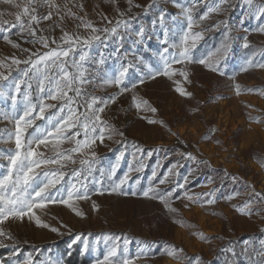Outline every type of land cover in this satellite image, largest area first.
I'll return each mask as SVG.
<instances>
[{
    "label": "rangeland",
    "instance_id": "374dc122",
    "mask_svg": "<svg viewBox=\"0 0 264 264\" xmlns=\"http://www.w3.org/2000/svg\"><path fill=\"white\" fill-rule=\"evenodd\" d=\"M54 2L59 5V9L49 8L46 4L37 7L38 17L45 16L46 10L52 12L47 30L39 27L40 23L34 25L37 39L48 35V29L52 27L58 32H64L70 26L73 29L82 28V22H90L98 28L111 27L112 25H108L107 21L102 19L104 16L112 20L113 24L118 19L135 16L136 18L131 20L133 30L141 25L151 30L148 25L150 12L144 11L150 4L149 0H132L130 12L128 0H54ZM137 4L140 7H135ZM80 5H83L82 10ZM14 9L8 4L0 3V11L6 13L4 19L12 22H15V19L7 13L15 12ZM68 9L75 13V17L68 14ZM119 12L126 15L121 17ZM224 14L223 20L228 18L229 13ZM216 19V16L211 18V25L216 23ZM228 25L230 32L223 26L219 30L205 31L204 39L193 51V57L200 59L220 47L225 41L226 34L230 36L232 51L227 61L222 64L225 72L223 76L199 63L173 65L174 69L187 71V80L179 74L171 78L161 75L152 79L145 75L147 69L139 64L136 68L130 69L131 74L125 81L130 91L122 94L119 90L113 91L112 95L105 99L115 96L116 100L109 103L105 109L108 112L107 123L130 139L126 141L128 147L132 143L131 140L136 141L137 145L142 147V154L139 151L131 156L124 154L112 178H109L107 172L115 164L120 153H115L117 151L115 150L104 157L97 156L98 163L91 175L83 173L88 176L84 182L87 183L90 198L74 203V207L84 214L83 217L77 216L71 208L56 203L42 209H34L42 223L48 224L49 228L37 226L34 219L27 217L23 221L10 219L5 222L3 227L15 237L13 241L5 243L10 246L15 244L20 249L19 259L32 253L34 264L49 258L63 261L61 252L56 248L58 241L65 242L66 250L76 245L80 253L88 257L89 261L86 264H95V261L102 259L113 245L118 246L117 254L122 258L127 256L131 264H196L197 258L201 264H257L264 259L255 255L262 247L260 241L264 240V201H261V197L264 196V69L249 67L248 71H241L249 58H253L257 63L264 62V33L257 30L258 25L240 28L242 30L233 29L230 23ZM13 29L19 32L18 28ZM23 34L16 42L21 47L13 48L2 37L9 35L15 39L16 35L7 31L0 32V61L5 62V67L0 68V72L7 75L10 71L9 79L0 81V84L20 79L21 69L27 67L21 64L9 68L10 57L15 56L24 60L31 53L44 51L41 44L27 42L34 39L31 37L27 40L29 37L27 30ZM121 34L125 35L123 41L118 42L115 37H109L104 43H93L91 56L83 62V66L88 70V78L93 82L84 85L82 88L84 95L77 98L79 112L85 111V101L91 96L98 97L93 93V89L98 85L102 71L119 68L122 63H136L135 57L139 47L133 43L135 36L125 34L123 30ZM100 35L103 37V33ZM245 35L249 40V48H244L243 39H238ZM22 49L29 51L24 52ZM101 55L105 63L97 65L95 61L99 60ZM156 63L153 61L154 68L162 67ZM142 68L145 73L141 71ZM141 78H144V82L140 85L138 81ZM132 83H137L135 89H131ZM237 84L240 86L239 94L235 87ZM175 86H181L186 92L192 93V96H184L178 105L167 107L165 100ZM133 96L147 100L157 111L153 113L143 106L137 109L132 100ZM59 104L60 102L56 104L57 108ZM2 109L6 112H2ZM10 111L12 109L9 105H0V113L9 114ZM54 111L56 109L48 110ZM6 120L0 116V175L7 172V154L15 150L14 139L8 138L9 134L15 131V123L12 121L10 124ZM148 120H163L164 125L150 124ZM34 125L44 127L46 121L35 120ZM28 131L32 132L33 129L29 128ZM71 147H74V144L66 142L62 145L64 149ZM40 150L46 155H53L44 147ZM149 151L152 152L150 157L147 155ZM161 152H165V155L160 159ZM188 154H191L192 158H188ZM73 157L77 163H68L61 169L64 178L57 188H67L70 183H77L79 187V182L72 172L80 169L79 160L87 157L79 154H73ZM156 157H159L158 162ZM141 162L144 167L136 171ZM100 164L104 167L99 168ZM47 167L55 170L58 166ZM169 169H172L171 173ZM101 170L105 173L103 176ZM154 170L157 176L152 178ZM125 173H128L129 181L124 188L138 194L136 196L109 194L113 182L118 181ZM165 174L168 175L166 183L159 185V179ZM80 179L82 180L83 176ZM150 183L164 190L176 188L178 184L184 185L183 188H176L170 201L171 207L177 209L175 213L170 212L159 200L140 195ZM97 189H103L104 194H99ZM213 190L216 202L205 203L213 197L201 194ZM184 192L192 196L193 200L184 197ZM236 193L239 195H234ZM229 195H233L234 198L225 199ZM176 196L180 198L176 199ZM197 199L200 202L194 203L193 201ZM248 201H252L250 208L253 214L242 215L237 208ZM93 203L98 210H94ZM51 228H57L59 231L53 232ZM78 235L81 236V240L73 244ZM201 235L204 239L200 238ZM85 240L89 245L86 252L83 250ZM26 244L34 245V248L24 249L23 245ZM40 244L45 245L38 246ZM172 247L183 249L179 255L185 259L177 260L167 255ZM230 248L234 249L235 255L228 251ZM2 249L6 250L4 261L8 264L12 249L11 247Z\"/></svg>",
    "mask_w": 264,
    "mask_h": 264
},
{
    "label": "snow or ice",
    "instance_id": "6c2138e0",
    "mask_svg": "<svg viewBox=\"0 0 264 264\" xmlns=\"http://www.w3.org/2000/svg\"><path fill=\"white\" fill-rule=\"evenodd\" d=\"M176 7L181 9L180 15L186 20V27L183 25H176L173 23L170 26L169 17L166 10L163 8H157V0H151V3L145 7L144 11L147 13L153 8H157L156 18L152 21V30L155 32L157 26L162 34H157L158 42L163 45L162 49L156 53V56L162 62V67L154 68L148 63L143 56H136V63L129 62L128 64H121L118 70L112 74L105 72L101 77V83L104 85H114L119 89L120 94L130 91V88L125 83L126 78L129 76V71L132 68H136L137 64L143 65L146 69V76L155 79L157 76H167L169 78L179 74L187 80L188 73L185 70H177L172 65H183L185 63H199L204 65L207 69L213 72H217L220 75H225L222 64L228 59L229 53L232 51L231 37L226 34L225 41L216 48L214 51L209 52L206 56L195 59L193 57V50L196 49L199 41L204 39L203 32L210 31L212 29L219 30L223 26L228 32L231 31L226 20H220L210 27L204 28L201 31H193L194 26H199L202 22L209 19L210 14H220L226 12L229 7H232L231 0H213L212 3H205L206 11H204L197 20L194 16L195 5L200 3V0H191V4L186 6L179 4L176 0H172ZM0 3L8 4L10 7L19 9L16 12H8L7 15L15 17V22L4 19L5 12L0 11V32H10L13 28H18L20 33L27 30L29 36L34 39L27 41L28 43H39L44 48H49V39L44 36L36 38V28L34 25H38L41 19L50 20L52 18V12L47 15L38 17L37 7L41 5H47L49 8L59 9L54 0H0ZM246 5L252 6L254 0H244ZM129 12L131 11L132 0H128ZM140 7V5H135ZM82 10L83 5H80ZM68 14L75 17V13L68 9ZM121 17L126 13L119 12ZM257 19L264 17V5H259L251 13ZM78 18V17H77ZM136 17H130L129 19H118L113 24L112 20H109L107 16L102 17L106 20L111 27L97 28L90 22H82L85 29H90L91 35L80 36L77 34H70L64 32L61 36V41L67 47L57 46V48L49 49L43 53L34 52L24 60L18 59L15 56L10 57L11 65L18 66L21 64L27 67L21 69L22 76L20 79H14V93L10 96L12 111L9 114L0 113L4 119H12L15 121V131L9 134V140L14 139L15 150L7 154L8 160L7 172L0 175V248L11 247L12 251L8 258V264H34V258L32 253H28L23 259H19L21 252L20 249L12 244L11 246L5 241H13L15 237L12 236L10 231H6L3 227L5 222L10 219H19L23 221L25 217L34 219L37 226L49 228L48 224L42 223L39 216L36 215L34 209H42L49 204H62L73 210L77 216L83 217V213L74 207L75 201L86 200L90 198L88 186L86 181L87 175L83 173L87 172L91 175L95 165L98 163L97 155L95 151H88L92 149L97 140L103 144L105 136L111 139L113 135L123 136L122 132L109 125L102 119L101 114L104 113L105 107L109 103H114L116 97H110L108 100H102L96 96H91L89 100L85 101V111L79 112V105L77 98L82 97L84 92L82 88L86 84H90L93 81L88 78V70L83 66V62L88 59L89 51L94 42L104 43L109 37H115L117 41H123L125 35L121 34V30L125 34H133L135 39L134 44H143L148 30L141 25L138 29L133 30L131 27V20ZM172 22L177 21V17H171ZM259 32L264 33V25H260L257 29ZM103 33V37L100 35ZM179 36V40L173 39V37ZM5 41L12 45L13 48H20L21 46L11 40L9 35H3ZM151 38L150 36L148 37ZM243 39V47L249 48V40L247 35L238 37ZM52 43H56L53 38ZM24 52H28V49H22ZM77 51L80 52L79 60L75 59ZM118 51V49H117ZM72 57L69 60V57ZM97 65H103L105 60L103 55L100 59L95 61ZM5 67V62L0 61V68ZM249 67H259L264 69V62H254L253 58H249L246 61V66L241 68V71H248ZM74 69V70H70ZM137 70H139L137 68ZM9 74L0 72V81H7ZM36 81V88L40 97L38 103H33L31 89L33 87L31 81ZM144 78L139 79L138 83L142 84ZM22 86L27 91L22 92ZM137 83L131 84V89H135ZM237 94L240 92V86H236ZM176 91L182 96L191 97L192 93L186 92L184 89L177 87ZM248 91H256L254 89H248ZM72 93V95H70ZM5 93L0 90V96ZM45 100L60 102L57 108L56 104L45 103ZM132 100L137 109H141L143 106L151 112L155 113L156 108L151 107L147 100L137 99L136 96L132 97ZM23 104L22 114L17 112V104ZM76 105V107H73ZM99 105V106H98ZM50 109H56L54 112H48ZM48 113L47 115H45ZM40 119L46 121V126H35L34 121ZM257 122H259L257 120ZM150 124L159 123L164 125L163 120H148ZM32 128L33 131L29 132L28 129ZM75 129V131H72ZM81 130L83 131V139H78L81 136ZM74 144V147L64 149L62 145L65 143ZM219 143V141H217ZM49 145L51 147L49 148ZM43 146L53 155H46L44 151H41ZM73 154H83L87 158L79 160L80 169L73 170L72 175L77 178V183H70L67 188H57V185L63 180L64 172L61 171L68 163L76 164L77 160L74 159ZM149 157L152 152L147 154ZM124 152L116 158L115 164L108 170L107 175L109 178L115 176L119 167L120 160L123 158ZM188 158H192L191 154H188ZM57 165V169L52 170L47 166ZM144 167L141 162L136 171H140ZM132 171V169H129ZM169 173L172 169L168 170ZM105 173L101 170V176ZM83 176V179L80 178ZM157 176L156 171L152 172V178ZM168 179V175L160 178L159 185H164ZM129 181L128 173H125L118 181H114L109 194L119 193L121 195L136 196V191H127L124 185ZM100 183V181H96ZM138 183V181H137ZM187 183V178H185ZM183 184H178L176 188H183ZM176 188L172 189H158L157 187L149 184V187L142 191L140 195L149 199L159 200L170 212L175 213L177 209L171 207L170 201L173 199ZM97 192L101 195L104 194L103 189H97ZM184 197L192 201V196H189L187 192L183 193ZM213 197L205 201V203H215V190L210 193L201 194ZM234 195H239L236 193ZM259 195V194H257ZM179 199V196L175 197ZM233 195L225 197L227 200H232ZM261 201H264V196L261 197ZM199 203L197 199L193 201ZM252 201H248L242 207H238L242 215H252L250 204ZM187 206V205H186ZM94 210H98L95 203H93ZM247 210V211H246ZM67 227L66 225H63ZM53 232H58L59 229L51 228ZM201 239L204 237L201 235ZM81 240V236H77L73 240V244ZM261 249L255 252L258 257L264 258V240L260 241ZM88 243L84 241L83 250H88ZM71 248V245H69ZM183 249H176L172 247L167 252V255L177 259L183 260L184 257L179 255ZM235 255L234 249H228ZM247 253V249L244 250ZM118 246L113 245L105 254L102 259H97L95 264H131L130 259L127 256L123 258L117 254ZM71 255V252L68 253ZM251 259V257H250ZM0 264H6L4 260H0ZM38 264H63L61 259L53 260L51 258L40 261ZM196 264H201L200 259L197 258ZM257 264H264V259H261Z\"/></svg>",
    "mask_w": 264,
    "mask_h": 264
},
{
    "label": "crops",
    "instance_id": "0c3cea01",
    "mask_svg": "<svg viewBox=\"0 0 264 264\" xmlns=\"http://www.w3.org/2000/svg\"><path fill=\"white\" fill-rule=\"evenodd\" d=\"M149 1L151 3V0H149ZM176 2L179 3V4L186 5V6L191 4V0H176ZM212 2H213V0H200V3L195 5L193 14H194V16H195V18L197 20L199 19V16L204 11H206V8L204 6L205 3H209L210 4ZM231 5H232V7H229L228 10L226 11L229 14L227 15L228 18L225 19V20L227 21V23H230V25H231V27L233 29L235 28V29L239 30L240 28L243 29V28L249 27L251 25L252 26L253 25H255V26L256 25H258V26L264 25V17H261L260 19H257L255 16L251 15V13L255 10V8L257 6L264 5V0H254V3H253L252 6L246 5L244 3V0H231ZM157 8H163L164 10L167 11L168 17H169L170 26L173 23H175L176 25H183V26L186 27V20L184 19L183 16L180 15L181 9L179 7H176L175 4H173L172 0H157ZM157 8H153V9L148 11V12H150V15H151L150 20H148V25L150 26L151 30H148L147 35H148V37L150 36L151 38L149 39L147 37V35H146V38L144 40L145 43L136 44V46L139 47V51H137L136 56H143L144 59L148 63H150L151 65L153 64V61H156L157 62L156 64L159 63V65H162V62L156 56V53L158 51H160L162 49V47H163V45H161L158 42L157 34H162V33L160 32V29H159L158 26H157L155 32L152 30V21L156 18ZM18 10L19 9H16V8L14 9L15 12L18 11ZM49 12H50V10H46V15ZM224 13L225 12H222V14L221 13L220 14H216V13L210 14L209 19L204 21V22H202L198 27L194 26L193 31H201L202 29L210 26L211 25L210 20H211V18H213L215 16L217 18L216 22H218L220 20H223V18L225 17ZM173 16L177 17V21L176 22H172L171 21V17H173ZM13 18L15 19L14 16H13ZM51 19L50 20L41 19L39 27L42 26V27H44L47 30V25H49ZM242 29H240V30H242ZM48 32H49V34L46 35V36L44 35V37H47L49 39V48L50 49H54L56 47L55 45H60L61 47H67V45H64L63 42L60 39L64 32H68L70 34H77V35H80V36H87V35H91L92 34L90 29H85L84 27H82V28L78 27L77 29H73L71 26H70L69 29H67L64 32H58L56 29H54V27H52L51 29H48ZM10 33L16 35L15 39L12 38L11 36H10L11 38L9 37L14 42H18V40H17L18 37H21V36L23 37V35H24L23 33L21 34L20 31L17 32L16 29H11ZM203 35L205 37V35H206L205 31L203 32ZM53 38L55 39L56 43H52L51 42ZM29 39H31V36H29L27 38V40H29ZM173 39L178 41L179 40V36L173 37ZM146 40H148V41H146ZM201 41H199L197 45H199L201 43ZM9 45H11V44H9ZM141 45H142V47H141ZM145 45L149 46V47L146 48ZM49 48L46 49L43 46L41 47L42 50L44 49L43 52L48 51ZM92 50H93V48L91 47L88 57L91 56ZM43 52H41V53H43ZM79 55H80V52L78 51L76 53V55H75V59L76 60H79ZM71 58L72 57L70 56L69 60H71ZM142 67H144V66L142 65ZM172 67H173V65H172ZM70 70H73V69H70ZM116 70H118V68H108V69H105L104 71L101 72V74L99 76V82L97 83L98 85H96V87H94V89H93L94 90L93 93L97 94L100 99L106 100L105 98L107 96L112 95L113 91L116 92L117 90H119L114 85H104V84H102L101 80H100V77L105 72H107L108 74H112ZM141 71L144 72V73L146 72L145 70H143V68L141 69ZM130 74L131 73H129V75ZM16 79L18 80L19 78H16ZM31 83L33 85L32 89H31L32 99L34 98L33 103H38V100H39V97H40L41 94L38 93V91H37L36 81L32 80ZM177 87L181 88V86H175V87L172 88L171 93H169V95L167 96V98L165 100V106L169 107V106L178 105L183 100L184 96L180 95L176 91ZM0 90H3V92L5 93L3 96H0V105L1 104L2 105L7 104L12 109L10 96L15 91L13 81H8V83L0 84ZM23 91H27V89L24 86H22V92ZM45 103L57 104L58 101L45 100ZM108 106H109V104L106 106V109L108 108ZM16 108H17L18 114H22L23 104L18 102ZM106 109H105L104 113L101 114V117H102L103 120L108 122V120H107V113L108 112H106ZM4 111L5 110L2 109V112H4ZM10 113H11V111H10ZM37 120H39V119H37ZM6 121H8L11 124L12 121H14V120L9 118ZM14 123H15V121H14ZM78 139H83V131L82 130H81V136L78 137ZM127 140H130V139H128V138H126L124 136H120V135H113L111 137V139H108L107 138V134H106L103 144H101L97 140L96 144L93 145L92 149H90L88 151L89 152L90 151H95L97 156H102V157H104L105 155H108L109 153H113V151H115V150H117L115 153L124 152V154H127L129 156H131V154H133L134 152H137V151H139V153L142 154V152H141L142 147L140 146L141 147L140 148L137 145L136 141H134V140L132 141L131 140L132 143H131L130 147H128L129 144L126 143ZM160 142H162V141H160ZM42 147L43 146H41V148ZM79 155L82 156V157H85L83 154H79ZM163 155H165V152H161L160 159L162 158L161 156H163ZM167 157L168 158L170 157L169 153H168ZM156 159H157V162H158L159 157H156ZM128 165H129V163H128ZM98 167L99 168L100 167H104V165L100 164Z\"/></svg>",
    "mask_w": 264,
    "mask_h": 264
},
{
    "label": "trees",
    "instance_id": "16d2710c",
    "mask_svg": "<svg viewBox=\"0 0 264 264\" xmlns=\"http://www.w3.org/2000/svg\"><path fill=\"white\" fill-rule=\"evenodd\" d=\"M45 244H40L38 246H43ZM65 242L64 241H58L56 248L61 252L62 258H63V264H86L88 263L89 259L86 255L83 253H80L77 246L74 245L71 249L66 250L65 249ZM24 249L32 250L34 248V245H23ZM6 250L0 248V258L1 260H5L4 254ZM71 252V255L68 253Z\"/></svg>",
    "mask_w": 264,
    "mask_h": 264
}]
</instances>
